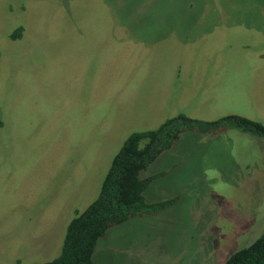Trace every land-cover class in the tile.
I'll use <instances>...</instances> for the list:
<instances>
[{
	"label": "rangeland",
	"instance_id": "rangeland-1",
	"mask_svg": "<svg viewBox=\"0 0 264 264\" xmlns=\"http://www.w3.org/2000/svg\"><path fill=\"white\" fill-rule=\"evenodd\" d=\"M178 114L264 126V0H0V264L58 257L125 139ZM160 173L145 201L174 203L93 264H224L264 234L263 140L184 133Z\"/></svg>",
	"mask_w": 264,
	"mask_h": 264
},
{
	"label": "trees",
	"instance_id": "trees-1",
	"mask_svg": "<svg viewBox=\"0 0 264 264\" xmlns=\"http://www.w3.org/2000/svg\"><path fill=\"white\" fill-rule=\"evenodd\" d=\"M22 32L19 27L9 37L17 40ZM227 130L264 141L261 123L237 115L204 121L178 114L154 130L130 134L112 158L96 199L68 223L60 255L41 264H93L96 245L110 228L139 216L159 213L174 203L175 200H166L147 204L144 192L162 173L145 179H140V173L170 150L184 133L215 135ZM224 264H264V234L232 253Z\"/></svg>",
	"mask_w": 264,
	"mask_h": 264
}]
</instances>
